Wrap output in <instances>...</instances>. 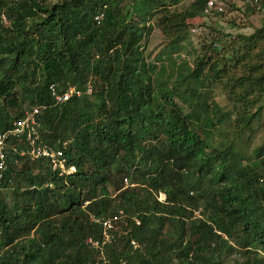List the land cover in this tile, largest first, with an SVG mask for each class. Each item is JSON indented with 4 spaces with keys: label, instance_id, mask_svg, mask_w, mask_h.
<instances>
[{
    "label": "trees",
    "instance_id": "trees-1",
    "mask_svg": "<svg viewBox=\"0 0 264 264\" xmlns=\"http://www.w3.org/2000/svg\"><path fill=\"white\" fill-rule=\"evenodd\" d=\"M180 1L0 0V134L42 107L40 141L63 150L66 171L6 141L17 152L0 185V264H264V146L211 148L201 93L225 94L241 139L262 109L264 23L187 62L188 21L210 15L206 0L172 12ZM153 26L168 45L152 63ZM50 86L81 96L56 104Z\"/></svg>",
    "mask_w": 264,
    "mask_h": 264
},
{
    "label": "rangeland",
    "instance_id": "rangeland-1",
    "mask_svg": "<svg viewBox=\"0 0 264 264\" xmlns=\"http://www.w3.org/2000/svg\"><path fill=\"white\" fill-rule=\"evenodd\" d=\"M49 1L53 3L58 0ZM192 1L193 0H181L177 6L171 7V10L174 13L184 12L188 9ZM222 1L225 4L224 14L220 16L210 15L208 17H200L198 19L188 21L190 28L185 42L182 43L185 45L183 51L180 52L181 59L190 62L195 56L194 51L198 54H202L204 51L203 49L207 47V43L209 44L213 40L221 39V43L218 46L222 47H227L231 44L234 45L237 43V36H250L264 23V8L261 7L258 2L256 3L254 0ZM153 20L154 19L151 21V26L153 25ZM146 40L147 43L145 46L144 56L148 61L153 63L161 54L163 49L168 45V41L164 39L162 34L159 32V29L154 26L152 27V32ZM219 57L220 56L216 53H212L210 63H214L219 59ZM225 58L226 60H230V56H225ZM201 93L207 94L206 97L209 99L208 105L213 110L211 118L205 123V127H207L210 132L208 144L211 148L219 147L224 149L234 143L236 145L243 146L246 150V155L249 156L254 149L264 146V98L259 116L251 122L249 129L244 132L241 139H237L234 138L236 135L232 132V127L236 125V114L231 104L226 100L225 94L218 88L217 85L209 89L206 88L205 90H201ZM86 94L89 96L91 92L88 91ZM176 102L186 109V105L180 102V100L177 99ZM190 127L193 130H196V125L193 122L190 123ZM68 172L72 173L73 170L69 169ZM133 178V186L139 189L137 194L140 198H145V193L142 192L141 187L138 185V178L136 176ZM157 199L160 202H164L165 196L163 194H159ZM200 206H202V203H200ZM194 217L198 218V220L205 219L201 209L194 212ZM196 218H191L188 221ZM120 223L121 222L118 219L114 220L112 228L115 226L116 230H120ZM105 238L110 240L109 237ZM92 247L99 249V246H97L95 242L92 243ZM99 252L100 254H104L102 248Z\"/></svg>",
    "mask_w": 264,
    "mask_h": 264
},
{
    "label": "built area",
    "instance_id": "built-area-1",
    "mask_svg": "<svg viewBox=\"0 0 264 264\" xmlns=\"http://www.w3.org/2000/svg\"><path fill=\"white\" fill-rule=\"evenodd\" d=\"M224 13L225 4L222 0H206L205 6L203 8L204 16L212 14L221 15ZM102 18V14H99L95 17V21L100 22ZM49 90L50 95L52 96L56 104H62L64 102H67L73 96H81V93L76 91L74 88H70L67 91L60 92V89H58L57 87L50 86ZM42 109V107H33L30 111H27L24 114V118L22 120L14 122L12 124V128L0 134V185L4 177V172L7 169L8 151H11L13 153L17 152L15 149L16 147L14 148L6 143V141L11 138L16 139L18 142L27 143V150L20 151V156H28L33 160H47L49 161L51 168L54 171L60 169L63 173L66 172L65 170H63V150H55L45 144H42V142L40 141L37 115H39ZM72 170L74 171V169ZM67 173L70 172L67 171ZM103 227L106 230L111 229L112 221H106L103 224ZM104 234L108 237L107 233Z\"/></svg>",
    "mask_w": 264,
    "mask_h": 264
}]
</instances>
